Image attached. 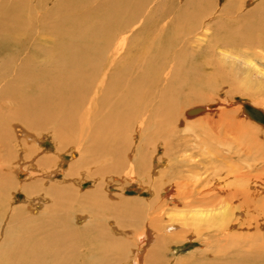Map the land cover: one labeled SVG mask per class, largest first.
<instances>
[{
  "label": "bare ground",
  "instance_id": "1",
  "mask_svg": "<svg viewBox=\"0 0 264 264\" xmlns=\"http://www.w3.org/2000/svg\"><path fill=\"white\" fill-rule=\"evenodd\" d=\"M200 52L264 99V0H0V264H264V112L183 109ZM198 117L260 166H209ZM124 168L151 199L105 189Z\"/></svg>",
  "mask_w": 264,
  "mask_h": 264
},
{
  "label": "rangeland",
  "instance_id": "2",
  "mask_svg": "<svg viewBox=\"0 0 264 264\" xmlns=\"http://www.w3.org/2000/svg\"><path fill=\"white\" fill-rule=\"evenodd\" d=\"M217 1H218V4L221 6H223L227 2V0H217ZM209 35H211V32L209 33ZM199 54H204V55L201 57H197V68L200 70V75L198 76L199 78L196 79L197 86L195 87L193 93L196 96H199L201 99L198 102H196L195 100L188 102V99H189L188 97H191V96L189 95L190 93H187L186 91L184 93V97L188 99L187 100L185 99L186 101L185 100L182 101V104H183L182 108L188 111L190 109L197 108L199 106H204V105H209V104H215V105L220 104L219 110L225 109L227 111H231L235 116H238L243 119L246 118L247 121L249 120L251 123H253L252 125L261 128L262 127L261 125L243 116L241 112L239 114V111H238L239 108H241L243 103H249L264 112V101H263L264 99L262 97L258 96L254 91H252V89L250 91H243V90L239 91V89H236V86H238L241 83H245L246 80H249L248 81L249 83L250 82L253 83V79H249L247 76H245L246 77L245 79V77L243 75H240L239 72H235V74H233L232 66L230 65V62L221 59V57H217V55L210 54L209 52H200ZM208 55H210L211 57H208ZM220 62L226 65V67H224V70L226 71L225 74H228L226 75L228 77V80L226 82H221V80L216 79L217 80L216 83L210 84V82H212V78H214L215 76V69L213 66H211V63L217 64ZM234 75L237 77L236 82H238V85L232 83L234 81V78H233ZM229 104H232V106H229ZM218 113L219 112H214L213 114H218ZM201 119L202 117L201 118L198 117L192 121L193 125L189 129L190 130L189 133L186 130H183V131H186L187 137L189 138L190 136L189 139H191L193 142L195 141L196 144L198 143L199 140L202 141V139H203L204 144L206 145L211 144L210 150L211 152L214 153V155L212 156L215 161L214 163L210 162L212 164H209V166H213V165L214 166H260L257 160L256 162L253 161L255 153L249 147V140L247 138H246L247 140L242 139V142L238 144L239 141L237 139H235L234 137L232 138V136H229V135L220 136L218 134L219 132L218 130L216 132L213 131L212 128H210V126L204 123ZM262 129H264V127H262ZM48 136L49 135L47 132L41 135L42 140H46L43 144L45 147L53 151V147L55 145L54 143H52L51 139L49 140L47 139ZM224 138L225 139L228 138L227 140L231 141V144H229V146L224 143L220 144L221 140ZM213 140H215L214 143H213ZM216 140L218 143H216ZM205 141H208V142L205 143ZM159 148L160 150H158V154L156 156L158 158L163 157L164 152H165L164 146L159 145ZM198 151H200L199 148H198ZM192 152L194 153V155L198 154L197 150L195 151L193 150ZM77 158L78 156H76V158H72L71 152L70 151L67 152L66 153V164L62 166L61 169L62 170L64 169L65 171H67L70 168V164L74 162L75 160H77ZM205 158L203 159L206 160ZM90 168H93V170L95 171L94 167H90ZM128 169L129 168L127 169L124 168L120 170L119 172L117 171L114 172L113 170L109 169L105 173L106 175L104 174L102 178V179H105L106 181L105 189L110 190V191L111 189L118 190L119 196L123 194V197L125 198L129 197V194H130L129 192H137L133 199H138L140 201L151 199V195L149 191H146L148 189L143 186V183L144 184L146 183V179L138 178V177L131 175L130 174L131 170L129 169L130 170L129 171ZM60 173H59L58 178L62 180L64 175H63V172H60ZM74 179L76 180L75 182L77 183V186L81 184L80 187H82L81 188L82 190L94 188L95 182L92 179L91 180L90 179L81 180L79 178L76 179V177H74ZM18 196L19 198L17 202L22 203L25 197L22 194ZM110 221L112 220L110 219ZM110 226H112V224ZM198 247H201L198 243H195V244L187 243L186 245H183L181 247H176L175 248L176 253H177L176 259L188 255L190 252L196 250ZM172 257L174 258L175 254L173 255L172 253L169 252L168 258H172Z\"/></svg>",
  "mask_w": 264,
  "mask_h": 264
}]
</instances>
